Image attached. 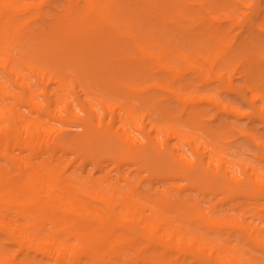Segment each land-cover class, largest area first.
I'll return each mask as SVG.
<instances>
[{
    "label": "bare ground",
    "instance_id": "6f19581e",
    "mask_svg": "<svg viewBox=\"0 0 264 264\" xmlns=\"http://www.w3.org/2000/svg\"><path fill=\"white\" fill-rule=\"evenodd\" d=\"M51 1L0 0V97L11 101L0 104V264H186L183 257L188 256L198 264H264L250 262L247 256L238 259L239 250L228 245V237L187 228L184 223L190 219L179 211L183 200L174 194L180 189L174 182L183 176L188 186L203 194H214L213 184L224 188L214 182L220 175L234 187L244 185L246 180L234 175L229 161L219 156L224 150L215 149L206 161L199 140L189 139L195 156L191 162L180 148L183 131L179 130L174 145L168 143L174 128L160 127L161 142L154 135L153 114L160 102L154 89H167L178 100L183 95L163 83H151L154 68L172 75L175 68L166 55L154 50L163 42L158 31L139 35L134 19L158 17V9L165 6L182 8L183 0H64L52 7L54 14H48L45 9ZM222 34L221 27H211L193 42L219 40ZM260 42L264 45V39ZM177 51L183 57V51ZM256 52L254 48L251 56ZM73 55L84 60L71 74L83 94L80 99L75 92V98L85 116L71 109L67 90L74 92L75 87L67 83L66 64L56 63L57 71H51L49 61L39 65L45 57ZM30 57L32 61L26 62ZM21 66L35 74L45 104L35 100L37 91L27 74L19 71ZM4 74L9 77L8 89ZM217 79L222 90L239 91L222 77ZM53 83L56 87L51 89ZM61 100L65 113L51 109ZM209 101L220 112L244 115L217 100ZM21 104L54 123L17 113L15 106ZM160 109L174 116V110ZM204 115L194 110L188 119L198 121L206 131ZM72 123L81 131L63 136ZM106 150L109 153L102 155ZM70 153L80 161L79 173L70 171ZM156 154L162 160L153 168ZM214 160L218 168L212 166ZM87 164L101 172L99 177L92 172L82 175ZM201 173L212 181L201 183ZM156 179L170 182L154 189ZM253 186L259 190L254 198H264V182L253 181ZM194 218L212 226L222 223L199 211ZM260 233V228L240 227L241 237L264 253Z\"/></svg>",
    "mask_w": 264,
    "mask_h": 264
},
{
    "label": "rangeland",
    "instance_id": "374dc122",
    "mask_svg": "<svg viewBox=\"0 0 264 264\" xmlns=\"http://www.w3.org/2000/svg\"><path fill=\"white\" fill-rule=\"evenodd\" d=\"M133 1L129 0L130 3ZM218 1L222 4L217 3ZM226 1L229 0H183L182 8L176 6L171 9L165 6L158 9L160 13L158 17L152 15L147 20H143V17L135 18L134 31L139 35L145 33L154 35L155 30L158 31L156 35L161 37L160 40L163 42L155 44L154 50L166 55V60L175 68V74L154 68L151 83H163L168 89L176 90L183 95V99L178 100L167 89H154L155 95L160 99L153 114L157 127L154 135L157 140L161 142L164 139L160 130L161 126L166 125V130H169L167 126L174 128V134L170 135L168 140L169 145L176 144L178 140L176 135L181 130L183 142L180 143V148L185 152L188 160L194 161L195 156L187 142L189 139L199 140V151L203 153L206 161L211 154H215V149H223L225 153L219 156L229 161L234 175L246 180L243 186L234 187L220 175L214 182L224 185V188L220 189L213 184L211 189L215 192L214 194L211 192L203 194L191 188L185 176L183 179L176 180L174 183L180 189L175 190L174 194L183 200V208L179 211L190 219L184 223L185 226L197 229L199 233L213 230L214 236L222 239L228 237V245L239 250L238 259L247 256L250 262H264L263 249L250 245L240 235V227L247 226L253 230L260 228L259 245L264 246V198L258 200L254 198L259 190L253 186V181L264 182V146L257 144V142L264 143V45L260 42L264 39V0H230V4L224 5ZM63 3L64 0H52V6L45 11L48 14H54L55 9L52 7ZM257 4L260 6L258 7ZM177 12H180L179 16H175ZM142 26H145L144 32ZM211 27L222 28L223 34L219 40L201 42L202 44L193 42V38L207 32ZM254 48L257 52L253 57L251 53ZM178 49L183 51V57L177 51ZM81 58L76 55L50 56L39 61V65L49 61L51 71H57L56 63L66 64L67 83L75 87L74 92L67 90L69 99L73 101L71 109L85 116L80 102L75 98V92H78L80 99L84 97L79 87L75 86V80L71 74L75 71L74 68L81 67L80 64L84 62ZM32 59L27 58L26 62ZM19 71L26 73L29 82L34 85V90L37 91L34 95L35 100L45 104L44 97L40 95L41 84L38 83L35 74L24 66H21ZM218 77H222V80L237 87L239 91L222 90V82L217 79ZM8 78L5 74L2 78L6 89L9 88ZM55 87L54 83L50 85L51 89ZM15 91L20 92V89ZM209 99L229 105L244 115L237 117L234 114L220 112ZM8 102L11 101H3L0 97V104ZM95 104L96 109L100 110L99 105L96 102ZM162 106L166 111L174 110V116H166L164 110L160 109ZM15 108L17 113H23L27 117H37L45 122L54 123L45 115L30 113L29 108L24 104L16 105ZM54 108L65 113L64 101L61 100L58 105L51 106V109ZM194 110L204 112V125L208 126L206 131L199 127L198 121H189L188 113ZM55 124L59 126V123L55 122ZM80 131L78 124L72 123L63 131V136L73 137ZM188 135L191 138H188ZM108 153V150L101 152L102 155ZM67 157L71 161L70 171L76 169L79 173L77 166L80 161H74L72 153ZM155 160L153 168L157 167L162 156L156 154ZM212 166L218 168L215 160ZM109 167L112 166L109 165ZM222 167H225L224 164ZM7 170H11L10 165L7 166ZM86 172H92L95 178L101 174L100 171H94L91 164L86 165L82 175ZM112 174L116 175L115 172ZM199 180L204 184L212 181L206 173H201ZM169 182L156 179L153 181L152 188L161 190ZM143 184L145 187L149 186L148 181H144ZM193 203H197L196 207H189ZM197 211L203 212L208 218L219 219L222 223L208 225L194 218ZM259 216L263 218L259 219ZM218 231H221L222 235H218L216 233ZM169 256L175 257L171 254ZM183 262L198 264L189 256L183 257Z\"/></svg>",
    "mask_w": 264,
    "mask_h": 264
}]
</instances>
